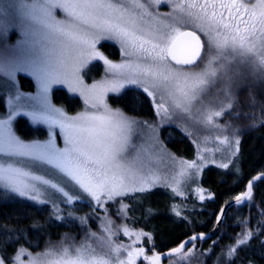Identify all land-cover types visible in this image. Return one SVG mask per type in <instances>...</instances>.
Here are the masks:
<instances>
[{"label":"rangeland","instance_id":"1","mask_svg":"<svg viewBox=\"0 0 264 264\" xmlns=\"http://www.w3.org/2000/svg\"><path fill=\"white\" fill-rule=\"evenodd\" d=\"M140 2L151 13V15L143 17L139 22L140 26L146 31L154 32L158 35L161 32H170L173 27H180L181 30L190 29L196 31L201 36L202 42L208 40V37L195 27V23L190 20L185 11H180L179 9L174 11V8L181 3V0H160L159 3H154L153 0H140ZM197 2L203 3L204 0H197ZM20 3L26 4L27 8L18 10L17 5ZM122 3L129 8L132 7L130 0H122ZM244 3L251 8L258 3V0ZM133 10L139 13V10ZM225 16H227L226 12ZM70 19L68 13L60 8L51 9L49 14L46 0H0V25L8 27L6 37L0 32V120L9 119V114L15 112L7 126H0V132H6L7 128H10L11 133L24 143L46 145L48 146V151L64 149L70 147V145L66 142L67 132L59 127V123L65 122L66 117L97 113V108L92 107V105H99L101 100L115 113L118 108L111 106L108 98L117 94L107 91V89L119 87L120 85L124 86L121 91L138 89L149 101L153 115L150 118H139L123 112L124 117L131 122L130 130L127 132V160L125 163L131 165L132 171L136 173L135 186H143L147 191L113 200H109L104 196L101 206L97 207V201L92 199L88 193L79 189L72 181H68L66 186L62 184V186H65L66 191L71 190L70 194L73 195L71 203L64 202L65 198L61 193H57L55 190L38 183L37 187L40 189L39 199L47 200V204H31L27 201H21L15 193L0 186V209L4 211L2 212L3 221L0 222V240L7 245H11L16 238L6 236L5 231L1 230L3 228L2 225L13 224L12 220L16 216H12V212L8 213L6 209L12 211L10 206L18 203V201L29 204L31 207H37L38 213L35 216L49 221L51 226H54L55 222H65L64 220L75 217L74 214L71 215L69 212H74L77 208L82 211L86 206L90 207L89 210L82 211L84 219L79 221L81 223V231L66 232L56 239L46 238L41 244L38 241L32 242L23 236L25 243H22L23 246L16 248L15 253L8 261H5V264H20V262L22 264H54V262L64 256L65 249L68 250V254L71 256L75 255L76 249H81L83 254L107 255L114 262L118 259L127 261L128 252L132 251L135 264H149V261L144 256H154L156 254V251L151 247L152 238L148 231L143 230L138 224L135 225L132 217L134 215L136 220L138 219L137 222L140 219L141 224L150 226V217H148L150 215V207L160 206V203L164 201L168 208V205H170L169 201L172 199L170 196L179 197L180 200H183L190 195L193 200L195 199L198 202L209 200L211 195L203 190L199 183V175L203 166L208 163L225 165L235 159L242 158V144L236 137L240 126L239 123H237L238 126L233 125L230 119L231 109L227 110L221 117H215L212 114L232 103L236 87H251L257 83L254 73H256L258 59L264 54V46L261 45L262 37L259 28H257L256 37H250L249 39V45L253 42L256 44V50L254 54L244 58L248 61L245 64L240 63L242 58L232 53L230 48L224 49V53L229 60L235 57L233 67H240L245 73V79L235 82L230 94L227 96L222 91L223 81L221 80L223 76L221 64L225 63V61L221 59L209 64V60L215 54V50L204 49L202 58L197 63V66L189 67L187 70L201 72L205 69H217V77L209 78L210 81H215L216 83L215 85L210 83L206 86L204 93L191 105H187V111H184L175 107L174 96L176 94L174 89H165L160 81H153L150 76L143 77L140 75L135 69V65L141 62L140 59L137 56L126 57L124 55V45L119 38L110 37L108 34H100L102 38L97 44L96 50L100 51L112 63H125L129 67L123 70H109L103 61L90 60L87 57L81 58L78 53H75L72 60L66 63L70 64L77 59H82L85 66L81 68L78 75L84 82L83 87L90 89L95 84L97 88L91 91H82V86L73 81L72 86L76 88V91L73 92L67 84H54L47 94L50 102L49 106L42 109L38 98L43 93L35 75L32 74V62L38 55H42V45L47 44L51 59L47 65L37 64L36 66L44 71H62L63 69L58 61V46L47 43L46 37L53 35V33L49 29H45L41 21L55 24L56 22L63 23ZM165 25H168V27L165 28ZM102 43L110 44L114 48L107 47L105 51H101L99 45ZM115 49L118 50L117 55L114 53ZM92 63L101 64L103 72L97 79L87 81V76H92L90 73L87 74L88 67ZM167 63L172 65L169 61ZM11 64L29 67V71L16 72L15 80L13 81L8 75ZM114 72L115 74H113ZM19 76H22L25 80L21 82ZM134 77L141 79L143 85L127 83L128 79ZM154 83L158 86L153 87ZM144 87H148L155 95H147L144 92ZM17 89L23 94L18 100L15 98ZM55 89H61L69 95L78 98L79 107H76V105H73V107L69 106L70 110L66 111L54 104L51 94ZM86 99L87 103L85 102ZM161 103L164 104L167 112L164 109H159L158 111V104ZM32 112L40 116L41 119L34 120L31 115H25V113ZM61 112L63 115H61ZM100 112H103V109H100ZM210 116H212L211 123L208 122ZM19 119L27 120L34 127H40L39 135L43 134V137H38L37 139L20 138L13 127L15 120ZM52 121L57 123L53 124ZM165 128L175 129L192 143L195 148L192 159L173 154L166 148L160 137V132ZM25 133L26 136L29 135L28 131H25ZM49 141L52 142L51 145H49ZM8 164L31 171L37 175H44L45 178L54 179V182L67 180V177H64L63 174L50 165H37L28 157L6 156L0 153V165L7 166ZM189 164H194L195 166L189 168ZM51 173L55 175H50ZM152 181H155V183L153 184ZM125 200L128 201H126L127 203L130 201L131 204L127 205L124 202ZM47 208L51 213L46 211ZM125 208L127 211L124 210ZM176 208L178 209L176 210L177 212H181V206L177 205ZM118 209L120 212H118ZM34 210L35 208L26 207V212L19 214L17 218L26 219L27 215ZM57 216L60 218L57 219ZM52 217L56 221L51 222L50 218ZM70 224V222H65L63 225L69 230L71 228ZM125 229L128 230L129 234H125ZM164 239L169 240V237L166 236ZM116 246L122 247L119 254L112 251V248ZM140 248H143L144 255H135V252ZM187 251L188 249L177 256L169 258L164 264L180 263V255ZM17 257L19 258L18 260Z\"/></svg>","mask_w":264,"mask_h":264},{"label":"snow or ice","instance_id":"2","mask_svg":"<svg viewBox=\"0 0 264 264\" xmlns=\"http://www.w3.org/2000/svg\"><path fill=\"white\" fill-rule=\"evenodd\" d=\"M130 2L131 8L122 3V0H46L49 14L51 9L60 8L67 12L71 19L55 24L41 21L44 28L53 33L46 37L47 43L58 46V61L63 69L62 71H44L36 66L37 64L47 65L51 59L47 44L42 45V55H38L32 62V74L35 75L43 93L38 98L42 109L49 106L47 94L54 84H67L73 92L76 91V88L72 86L73 81L82 86V91H91L97 88L95 84L90 89L83 87L84 82L78 75L81 68L85 66L82 59H77L74 63H66L72 60L75 53H78L81 58L87 57L90 60L103 61L109 70H123L129 67L125 63H112L100 51L96 50L97 44L102 38L100 34L119 38L124 45V55L126 57L137 56L140 59L141 62L135 65V69L140 75L150 76L153 81H160L165 89H174L175 107L184 111H187V105H191L204 93L206 86L216 83L210 81L209 78L217 77V69H205L201 72L187 70L189 67L197 66L203 49L215 50L209 64L221 59L225 61L221 64L223 70L221 80L223 81L222 91L227 96L235 82L245 79V73L242 68L233 67L235 57L229 60L224 49L230 48L232 53L242 58L240 63H247L248 61L244 58L254 54L256 50L254 42L249 45V39L256 37L257 28H259L262 37L261 45L264 46V0H258V3L251 8L240 0H204L203 3H198L197 0H181L174 11L177 9L185 11L190 20L195 23V27L208 37L206 42H202L201 36L196 31L181 30L180 27H173L170 32H161L158 35L146 31L139 22L151 13L140 0H130ZM153 2L159 3L160 0H153ZM23 8H27V5L23 3L17 5L18 10ZM133 9L139 10V13ZM257 10L259 11L257 12ZM225 12L227 16H225ZM245 15L248 16V19L244 18ZM258 16L259 18H257ZM164 27L167 28L168 25ZM7 31V26L0 25V32L5 37ZM169 60L181 67H173L167 63ZM27 71H29V67L11 64L8 75L14 81L16 72ZM256 73L264 78V54L257 61ZM127 83L143 85V81L135 77L128 79ZM157 86L156 83L153 84V87ZM123 87L120 85L107 89V91L115 92L118 102L135 111L142 103L139 90L125 89L121 91ZM144 92L149 96L155 95L148 87H144ZM21 95L23 94L17 89L15 98L18 100ZM34 99L36 98L34 97ZM85 102H88L87 99ZM92 107L97 108V113L66 117L65 122L59 123V127L67 132L66 142L70 145L64 149L48 151L46 145L24 143L11 133L10 128H7L6 132H0V153L6 156L28 157L37 165H50L67 177L66 181L54 182V179L45 178L44 175H37L23 168L13 167L11 164L0 165V186L15 193L21 201L31 204H47L48 202L39 199L40 189L37 187V183L61 193L65 198L64 202L71 203L73 195L70 194L71 190H65V186L68 181H72L79 189L97 201V207L101 206L104 196L113 200L129 197L130 194L145 193L146 188L135 186L136 173L132 171L131 165L125 163L127 160V132L130 130L131 122L124 117L122 109L113 113L103 100L99 105L94 104ZM231 108L232 104L229 103L212 115L221 117ZM100 109H103V112H100ZM159 109H164L167 112L162 103L158 104V111ZM12 115H15V112L9 114V119L0 120V126H7ZM25 115H31L34 120L41 119L34 112L25 113ZM61 115H63L62 112ZM208 122H212V116L208 118ZM52 123L56 124L57 122L52 121ZM48 143L51 145L52 142ZM237 143L239 142L237 141ZM194 166V164L188 165L189 168ZM223 166L227 167V165ZM50 175L54 176L55 174L51 173ZM152 183L154 184L155 181ZM252 187L253 185L250 184L249 191L242 196H237L236 201L243 202L244 199H251ZM124 210L127 211L126 208ZM118 212H120L119 209ZM59 218L57 216V219ZM124 231L126 235L129 234L127 229ZM245 243H247V238L240 240L237 247L231 251L235 253L239 246ZM184 247L186 245H181L173 249L172 253H180ZM121 250V246L112 248V251L117 254ZM133 255L134 253L129 251L127 261L118 259L114 262L107 255L83 254L81 249H76L75 255L71 256L65 249L64 256L54 264H135ZM135 255H144L143 248L136 251ZM144 258L149 261V264H157L160 260L159 256H144ZM0 264H5V260L0 259Z\"/></svg>","mask_w":264,"mask_h":264},{"label":"trees","instance_id":"3","mask_svg":"<svg viewBox=\"0 0 264 264\" xmlns=\"http://www.w3.org/2000/svg\"><path fill=\"white\" fill-rule=\"evenodd\" d=\"M107 47L114 48L107 43L99 45L101 51H105ZM114 53L117 55L118 50L115 49ZM102 72L101 64L92 63L87 71V74L90 73L92 76H87V81L97 79ZM254 77L257 78V83L254 86L236 87L234 100L231 103L230 119L233 125L238 126L237 123H239L240 126L236 137L242 144V158L226 163L227 167L221 163H208L203 166L199 175L201 188L208 192L211 198L198 202L193 200L190 195L183 200L170 196L172 199L169 201L168 208L164 201L160 203V206L150 207L148 216L150 217V226L141 224L140 219L137 222L138 219L136 220L133 215L135 225H140L143 230L150 233L153 242L151 247L156 252L179 243L193 233L209 232L215 224L222 205L242 194L247 181L252 176L264 172V78H261L258 73ZM19 80L22 82L25 78L19 76ZM139 95L142 98V103L135 111L118 102L117 95L110 96L108 101L111 106L122 109L127 115L139 118L152 117L153 110L149 101L141 92ZM51 98L54 104L66 111L70 110L69 106L79 107L78 98L61 89L53 90ZM13 127L20 138L43 137V134L39 135L41 128L34 127L27 120H15ZM25 131L29 132L28 136ZM160 137L171 153L184 156L187 159L194 157L195 148L192 143L175 129H163L160 132ZM126 201L124 202L127 205L131 204L130 201L129 203ZM177 205L182 207L181 212L176 211L178 210ZM10 207L12 211L6 209L7 212H12V216H16V218L19 214L26 212V207L35 208V210L30 212L26 219L14 218L13 224L2 225L1 230L5 231L6 236L16 238L11 245L0 240V258L5 261L11 258L18 246H23L22 243H25L23 236L32 242L38 241L41 244L46 238L56 239L66 232L81 231L79 221L84 219L82 211L90 208L86 206L82 211L77 208L76 211L69 212L75 217L64 220L71 223V228L67 230L63 225L65 222H55V225L51 226L49 221L35 216L38 213L37 207H31L21 201ZM46 211L51 213L48 208ZM2 212L4 211L0 209V222L3 221ZM50 219L51 222L56 221L53 217ZM166 236L169 237V240L164 239ZM245 238H247V243L241 244L233 253L231 250ZM262 242H264V179L255 183L251 199L241 206L232 207L227 211L224 222L211 239L194 243L187 252L180 255L181 259L178 264H264V243Z\"/></svg>","mask_w":264,"mask_h":264},{"label":"water","instance_id":"4","mask_svg":"<svg viewBox=\"0 0 264 264\" xmlns=\"http://www.w3.org/2000/svg\"><path fill=\"white\" fill-rule=\"evenodd\" d=\"M246 1H249V0H246ZM186 30H189V29H186ZM203 50H202V55H203ZM200 59L198 60V62L200 61ZM169 62L172 65L176 66L173 61L169 60ZM177 67H181V66H177ZM262 177H264V172L263 173H259V174H255L254 176H252L247 181L244 192L242 194L238 195V196H242L244 193L248 192L249 191V185L252 184L253 187H254V185H255V183L257 181L262 180L261 179ZM253 187L251 188V192L252 193H253ZM236 197L226 201L222 205V207L220 208V211L218 213V216L216 218L215 224H214L213 228L209 232H207V233H203V232L193 233V234L187 236L186 238H184L183 240H181L179 243H177V244H175V245H173V246H171V247H169L167 249H164L162 251L156 252V254L154 256H159L160 257V260L157 262V264H164V262L166 260H168L169 258L177 256V255L183 253L193 243L200 242V241H206V240L211 239L217 233V231L219 230L221 224L224 222L225 214L227 213V211L230 208H232V207L241 206L242 204H244L248 200V199H244L243 202H237L236 201ZM222 210H224L223 213H222ZM193 237H195V239H193ZM181 245H186V247L182 248L180 253H172L173 249L178 248Z\"/></svg>","mask_w":264,"mask_h":264},{"label":"flooded vegetation","instance_id":"5","mask_svg":"<svg viewBox=\"0 0 264 264\" xmlns=\"http://www.w3.org/2000/svg\"><path fill=\"white\" fill-rule=\"evenodd\" d=\"M251 0H249V1H245V0H240V2H242V3H244V2H250ZM245 19H248V16L247 15H245V17H244ZM204 52V51H203Z\"/></svg>","mask_w":264,"mask_h":264},{"label":"bare ground","instance_id":"6","mask_svg":"<svg viewBox=\"0 0 264 264\" xmlns=\"http://www.w3.org/2000/svg\"><path fill=\"white\" fill-rule=\"evenodd\" d=\"M261 173H263V172H261ZM259 174V173H258Z\"/></svg>","mask_w":264,"mask_h":264}]
</instances>
